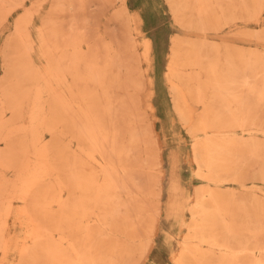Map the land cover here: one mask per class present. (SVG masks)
Instances as JSON below:
<instances>
[{
    "label": "bare ground",
    "instance_id": "obj_1",
    "mask_svg": "<svg viewBox=\"0 0 264 264\" xmlns=\"http://www.w3.org/2000/svg\"><path fill=\"white\" fill-rule=\"evenodd\" d=\"M169 1L174 17L181 19L183 0ZM216 1L189 0L199 18L206 5ZM240 1L245 16L260 22L264 0ZM91 4L53 0L37 32V47L33 28L40 9L32 0H0L6 17L23 10L14 24L10 49L27 57L30 66L21 69L32 81L23 100L11 103L14 118L0 113V139L15 126L16 109L33 88L49 94L52 103L46 106L38 99L37 109H27L23 117L29 121L17 129L21 136L6 140V157L0 158V264L13 251L20 257L17 264H130L134 251L116 233L138 239L144 231L142 256L153 243L162 212V155L155 130L147 127L143 132L134 118L137 95L150 83L154 93L153 80H145L141 69L134 73L130 63L133 59L140 66L144 58L151 60V41H143V57L139 56L125 5L115 16L127 31L122 47L93 30ZM183 44L179 36L173 37L166 77L179 119L191 135L206 138L193 146L203 183L195 191L192 219L176 264H264V198L227 187L244 185L254 166L259 170L252 179L261 175L264 180V141L252 135L255 128L264 129V114L258 112L264 111V58L256 48L249 49V57L233 58L241 54L230 47L223 58L218 49L185 57ZM37 51L44 66L35 61ZM122 51L137 56L128 58ZM118 90L127 96H118ZM192 105L202 111L197 114ZM60 123L74 127L87 154L69 155L68 143L63 153L56 138L45 143V134L56 137L62 130L57 129ZM147 134L155 151L142 147ZM12 156L18 162H12ZM61 175L76 183V194L58 179ZM15 202L20 205L17 210ZM178 211L172 197L167 217ZM11 217L26 228L24 238L14 240L6 233Z\"/></svg>",
    "mask_w": 264,
    "mask_h": 264
},
{
    "label": "rangeland",
    "instance_id": "obj_2",
    "mask_svg": "<svg viewBox=\"0 0 264 264\" xmlns=\"http://www.w3.org/2000/svg\"><path fill=\"white\" fill-rule=\"evenodd\" d=\"M32 1L41 12L37 16L33 28L35 45L38 47L37 32L42 27L43 20L49 13L53 0ZM91 3L90 10L93 12L91 27L93 30L99 31L108 39L116 40L122 47L127 31L115 19V16L117 11L125 5L132 18L130 22L133 33L132 43L136 42L138 55L143 57L142 43L145 39H149L152 45L150 61L144 58L140 66H137L136 60L133 59H130V63L134 73L137 74L139 71L137 69H141L145 80H153L154 93H151L153 92L151 83L138 93V110L135 112L134 118L139 119L138 122L142 126L143 132L148 129L147 127L153 128L156 132L155 139L162 155V165L160 166L163 185L162 212L156 224L153 243L150 244L149 251L144 256H142V251L147 244V235L144 231V235L142 234L138 239H131L123 234L120 235V233H116V236L134 251L130 264H176V257L182 248L183 238L192 219L190 208L195 203V191L197 186L203 183L197 176L199 166L194 158L193 146L198 140H204L206 136L202 134L191 135L188 127L179 119L174 109L170 84L166 77L172 39L174 36H179L182 39L185 57L198 52L205 54L208 50L214 54L213 50L218 49L220 57L223 58L226 56V47H230L234 53L241 54L231 55L233 58L249 57V49L254 48L258 49L259 57L264 58V31L259 37L254 36L255 32L264 29V10L261 21L256 22L245 16V12L242 10V1L217 0L213 4L206 5V12L202 18H199L189 0H183V6L179 5L183 11V17L179 19L180 17H174L169 0H114L112 4L103 0H91ZM28 4L31 5V1ZM21 13L23 10L6 17L0 11V113L6 115L8 120L15 116L10 110L12 101L18 98L21 102L32 86V81L28 78L29 75L21 69V67L30 66L27 57L23 53L10 49V46L15 43L14 24ZM237 15L238 18H232ZM121 54L128 58L137 56L125 51H122ZM34 58L40 66L46 64L45 59L41 58L38 51L34 54ZM118 92V96H127L125 91L118 90ZM49 98V94L43 92L41 88H33L25 101L21 103L20 108L16 109V117L18 118L20 115L22 117L14 120L15 130L13 131V127L11 130L5 131L2 139H0V158L6 157V140H13L21 136L22 132L17 129L23 128L29 121L23 117L26 115L27 109L35 106L37 109L41 101L49 106L52 104ZM38 99L41 101L37 103ZM192 107L197 114L202 111V107L198 105H192ZM41 110H43L42 107L39 111L41 112ZM258 112L260 115L264 114L262 109ZM134 124L137 126V122L134 121ZM61 125L62 123L57 125V129L62 130L57 131L56 137L45 134V143H50L53 138H56L59 139L56 144L57 148L63 153H65V146L68 143L67 153L69 155L75 152H80L81 156L87 154L89 149L83 140L76 138L74 127L71 125L68 127L63 125L62 127ZM237 133L240 134V132ZM252 135L257 137L258 141H264V129L255 128ZM142 144L143 148L148 146L155 151L151 134L146 135ZM12 157L10 159L12 162H18L17 157ZM258 170L259 166L248 169L251 179L244 185H227V187L248 190L264 198V180L261 179V175L252 179ZM4 176L12 178L13 174L5 172ZM58 179L63 181L65 185L68 183L72 194H76V183L70 177L61 175ZM172 197L175 198V204L178 205L179 211L169 219L167 206ZM14 208L17 210L20 205L15 202ZM6 233L14 240L22 239L26 235V228L14 217H11ZM19 261V255L13 251L1 264H17Z\"/></svg>",
    "mask_w": 264,
    "mask_h": 264
}]
</instances>
